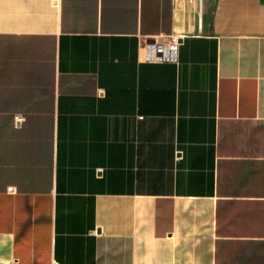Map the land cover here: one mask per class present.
<instances>
[{"label": "crops", "instance_id": "crops-1", "mask_svg": "<svg viewBox=\"0 0 264 264\" xmlns=\"http://www.w3.org/2000/svg\"><path fill=\"white\" fill-rule=\"evenodd\" d=\"M0 264H264V0H0Z\"/></svg>", "mask_w": 264, "mask_h": 264}, {"label": "built area", "instance_id": "built-area-1", "mask_svg": "<svg viewBox=\"0 0 264 264\" xmlns=\"http://www.w3.org/2000/svg\"><path fill=\"white\" fill-rule=\"evenodd\" d=\"M180 37L171 34L152 37L142 36L138 56L141 62H178Z\"/></svg>", "mask_w": 264, "mask_h": 264}]
</instances>
